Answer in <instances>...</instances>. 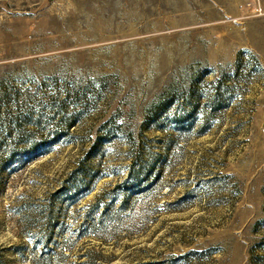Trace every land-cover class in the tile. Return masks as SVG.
Segmentation results:
<instances>
[{
    "label": "rangeland",
    "instance_id": "1",
    "mask_svg": "<svg viewBox=\"0 0 264 264\" xmlns=\"http://www.w3.org/2000/svg\"><path fill=\"white\" fill-rule=\"evenodd\" d=\"M0 264H264V0H0Z\"/></svg>",
    "mask_w": 264,
    "mask_h": 264
}]
</instances>
